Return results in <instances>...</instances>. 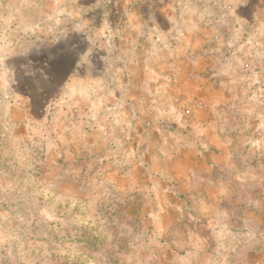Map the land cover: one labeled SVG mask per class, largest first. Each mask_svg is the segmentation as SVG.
<instances>
[{"label": "rangeland", "instance_id": "1", "mask_svg": "<svg viewBox=\"0 0 264 264\" xmlns=\"http://www.w3.org/2000/svg\"><path fill=\"white\" fill-rule=\"evenodd\" d=\"M203 22V96L144 111L204 134L122 129L125 38ZM0 264H264V0H0Z\"/></svg>", "mask_w": 264, "mask_h": 264}, {"label": "crops", "instance_id": "2", "mask_svg": "<svg viewBox=\"0 0 264 264\" xmlns=\"http://www.w3.org/2000/svg\"><path fill=\"white\" fill-rule=\"evenodd\" d=\"M167 19L172 22L169 17ZM204 23L200 25L202 28H198V33L200 30L202 32L196 38L186 35L176 40L170 35L162 39L158 27H155L157 28L155 32L154 27H151V31L145 32L141 26L134 29V36L125 38L118 61L121 63V73L126 74V77L114 83L118 91L117 115L121 118V125L124 124L122 129H165L164 124L156 123L165 120L166 124L171 123L172 129H192L198 136L204 134V129L207 128L204 116L199 112L193 113L184 124L181 122L182 115L172 117L173 115L164 111L157 112L156 117L153 118L144 111L150 107L152 101L157 102L162 98V93L167 89L185 102L203 96V88L207 83V70L201 53L205 51L203 45H206L204 41L208 35ZM170 31L173 32V28L170 27ZM170 31L167 33L170 34ZM221 45L222 40L218 41L215 47ZM191 54L192 57H188ZM101 81L103 82L102 79ZM98 98L103 103V96ZM93 101L91 94L77 96L76 111L84 113L86 125L89 126L87 129H106L105 126L95 128L93 124L94 114L90 108V104L94 105ZM164 107L165 105L159 106L158 109L163 111ZM139 111L143 112L139 113Z\"/></svg>", "mask_w": 264, "mask_h": 264}]
</instances>
